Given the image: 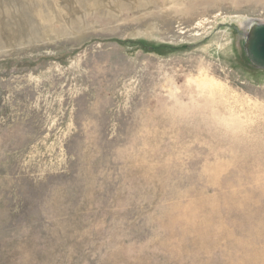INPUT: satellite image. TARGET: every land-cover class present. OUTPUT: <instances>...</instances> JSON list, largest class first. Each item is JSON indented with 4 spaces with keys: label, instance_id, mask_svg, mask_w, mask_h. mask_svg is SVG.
I'll return each mask as SVG.
<instances>
[{
    "label": "rangeland",
    "instance_id": "1",
    "mask_svg": "<svg viewBox=\"0 0 264 264\" xmlns=\"http://www.w3.org/2000/svg\"><path fill=\"white\" fill-rule=\"evenodd\" d=\"M235 16L264 22V0H154L0 45V264L264 253V70Z\"/></svg>",
    "mask_w": 264,
    "mask_h": 264
},
{
    "label": "bare ground",
    "instance_id": "2",
    "mask_svg": "<svg viewBox=\"0 0 264 264\" xmlns=\"http://www.w3.org/2000/svg\"><path fill=\"white\" fill-rule=\"evenodd\" d=\"M164 1L170 3L174 0ZM153 4L154 0H0V45L7 47L21 45L28 40L36 41V34H40L39 41L50 43L53 38L66 32L73 33L88 26L85 19L90 14L116 18L119 11L126 7L139 9ZM235 21L239 22L245 33V25L251 20L245 16H235ZM247 261L241 264H264V253H253L251 250Z\"/></svg>",
    "mask_w": 264,
    "mask_h": 264
},
{
    "label": "water",
    "instance_id": "3",
    "mask_svg": "<svg viewBox=\"0 0 264 264\" xmlns=\"http://www.w3.org/2000/svg\"><path fill=\"white\" fill-rule=\"evenodd\" d=\"M243 47L249 62L264 70V22L249 21L245 25Z\"/></svg>",
    "mask_w": 264,
    "mask_h": 264
}]
</instances>
